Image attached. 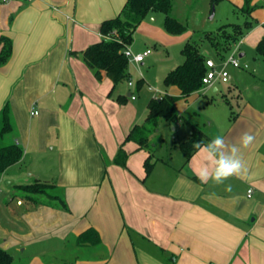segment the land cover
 Here are the masks:
<instances>
[{
    "label": "crops",
    "instance_id": "obj_1",
    "mask_svg": "<svg viewBox=\"0 0 264 264\" xmlns=\"http://www.w3.org/2000/svg\"><path fill=\"white\" fill-rule=\"evenodd\" d=\"M231 1L237 7L243 3ZM125 2L0 0V36L13 41L10 58L0 64V111L8 102L16 141L24 147L22 158L0 178L7 187L0 246L14 259L28 257L23 264H56L58 258L46 252L58 250L76 253L78 264H264L263 95L251 99L238 93L236 109L226 95L227 109L207 95L210 89L220 91L217 81L175 102L181 118L174 127L185 120L197 124L208 136L205 144L221 135L226 144L240 147L243 133L253 135L247 148L240 147L246 170L225 182L231 191L198 178L202 168L213 167L200 149L189 159L173 154L153 159L156 143L139 147L126 136L145 120L151 98L179 95L178 86L160 87L135 77V63H129L126 85H114L105 72L97 77L82 55L103 38L101 22L117 15ZM261 10L252 12L259 21L238 41L239 57L245 55L241 46L247 38L255 47L264 35ZM145 22L146 17L137 29ZM208 57L219 61L214 54ZM139 78L144 80L140 88ZM146 83L152 93L140 101L130 86L139 91ZM202 95L207 97L203 109L195 107ZM120 147L128 152L125 166L115 161ZM150 153L154 165L146 175L144 159ZM50 175L69 210L35 201L17 187L48 182ZM89 227L98 230L100 244L77 245V236ZM30 249L34 252L27 254Z\"/></svg>",
    "mask_w": 264,
    "mask_h": 264
},
{
    "label": "trees",
    "instance_id": "obj_2",
    "mask_svg": "<svg viewBox=\"0 0 264 264\" xmlns=\"http://www.w3.org/2000/svg\"><path fill=\"white\" fill-rule=\"evenodd\" d=\"M215 5L222 0H210ZM173 0H126L119 13L115 16L105 18L100 25V31L103 38L88 45L82 50L84 61L94 70L97 77L102 72L113 81L116 85L119 82L130 78L129 61L124 54L125 46L130 45L134 39V33L138 25L151 11H160L164 13L163 25L169 33H181L186 29V25L170 14ZM258 7L253 0H243L240 10L246 14L252 12ZM258 22L257 18L245 19L243 24L225 23L219 27L216 32L205 31L204 38L215 51L218 60L225 59L232 45L237 43L253 26ZM230 27V30L227 28ZM13 50V41L7 35L0 36V64L5 63L11 56ZM255 51L264 59V35L257 42ZM184 54V60L173 69L169 70L163 82L166 86L176 85L180 89L179 95L165 93L160 97H153L148 102V112L146 118L141 123L132 126L126 136V140H132L139 147L152 146L151 135L159 129L160 122L166 120L176 122L181 115L175 106V102L181 97H187L192 92L201 89L204 86L203 76L208 67L206 64V55L195 40H186L181 48ZM143 78L137 80V86L140 88ZM118 99L123 101L126 99L124 95H118ZM191 127L190 135L187 139L179 142V147L186 159H189L197 150L193 146L195 142L207 140L208 136L205 131L197 124L187 120ZM0 178L2 173L10 165L18 162L24 153V147L16 141L17 126L12 114V109L8 102L4 104L0 111ZM14 134V137L12 135ZM128 152L120 147L115 161L123 166L126 165ZM154 165L152 154L144 159V167L146 175H148ZM39 180L27 184H19L17 187L23 195L35 199V195H42L48 200L52 206H56L65 210H69V206L61 194L57 192H49L42 188ZM55 186V184L53 185ZM41 187V188H40ZM36 201V199H35ZM39 202V201H37ZM101 237L98 230L89 227L81 232L76 238V244L85 246L88 244L98 245ZM13 255L10 251L0 246V264H12Z\"/></svg>",
    "mask_w": 264,
    "mask_h": 264
},
{
    "label": "rangeland",
    "instance_id": "obj_3",
    "mask_svg": "<svg viewBox=\"0 0 264 264\" xmlns=\"http://www.w3.org/2000/svg\"><path fill=\"white\" fill-rule=\"evenodd\" d=\"M258 6L263 9L260 11V13L263 12L264 0H259ZM212 8L213 4H211L210 0H173L170 14L175 16L186 25V29L183 32L177 34H166L168 32H165L166 30L163 25L164 13L160 11H151L148 16H146V24H141V26L136 29L131 46L135 49H144L149 47L152 49V52L146 57L143 64L131 66L133 75L135 77L144 76L151 85L165 87L163 82V79L166 75L165 72L173 69L184 60V54L181 52V48L186 40L190 39L199 42L203 52H205L207 55H215L214 49L211 48L207 40L204 38L203 33L205 31L216 32L219 27L225 23L235 22L243 24L245 19H250L253 17L252 14L243 13L240 10V6L237 7L236 4L231 0H222L215 4V11L211 17ZM263 17L264 16H258L260 19ZM147 23L151 24V26H148ZM227 30H230V27H228ZM163 33L166 36L169 35L168 37L170 38L164 39ZM154 39L158 40L159 42H165L166 47L160 46L158 42H154ZM237 45L238 42L233 44L228 52L236 49ZM241 48L243 51H245V55L238 58L242 63L248 62L249 66L234 67L232 65H228L227 69L231 73L232 78L229 79L228 82H217L220 91L210 89L207 93L209 98L214 96V101L225 105L224 107L227 109L230 108L226 102L227 96L235 103L236 109V99L241 101V98H238V93H240L243 97L246 95L251 99H260L259 96L263 95L262 98L264 100V59L255 51L254 44L250 41V37L247 38V40L242 44ZM124 83L126 85L127 81L124 80L121 84L124 85ZM228 86H230L231 90ZM130 88H132L137 96V99L140 101H145L152 93V90L148 88L147 83L143 85L139 91L134 85L130 86ZM204 96L205 95H202L196 101L195 107L201 106V109H203V106L207 100V97ZM174 126L175 122L171 123L166 120H162L160 122L159 131L153 134L151 140V142L153 141L156 143L151 150L152 154H154L153 159L160 156H165V158H167V156H170V154H173L175 159L178 158V156H181L183 159H185L178 148V144L181 140H185L189 137L190 125L186 124L185 121L184 124L178 126L176 125V127ZM12 137H14V134ZM40 182L43 183L42 185L40 184L41 187L47 189L49 192L63 194V190L61 188L58 189L53 186V175H50L48 182ZM6 188L5 181L1 182L0 209L2 208L3 211L6 210V205L3 200L5 197H7ZM35 197L39 201L48 200V198L42 195H35ZM48 244H53V242ZM32 252L34 251H27V254ZM46 253L49 257L56 256L58 258L56 264H78L79 261H76V257L74 258L73 256L76 255V253L73 254L70 251L68 252V255L64 254V252L61 250H58L57 252L47 251ZM26 259L29 260L28 257L19 259L18 256H16V259H14L12 264H23L22 261Z\"/></svg>",
    "mask_w": 264,
    "mask_h": 264
},
{
    "label": "clouds",
    "instance_id": "obj_4",
    "mask_svg": "<svg viewBox=\"0 0 264 264\" xmlns=\"http://www.w3.org/2000/svg\"><path fill=\"white\" fill-rule=\"evenodd\" d=\"M254 140L253 135L245 132L240 137V147L247 148ZM193 146L207 153L208 161L212 164L211 171L204 167L198 173L202 182L212 180L215 185H225V191H231L232 185L225 184L232 176H239L245 169V163L240 155V147L226 144L224 137L217 135L206 144L195 142Z\"/></svg>",
    "mask_w": 264,
    "mask_h": 264
},
{
    "label": "built area",
    "instance_id": "obj_5",
    "mask_svg": "<svg viewBox=\"0 0 264 264\" xmlns=\"http://www.w3.org/2000/svg\"><path fill=\"white\" fill-rule=\"evenodd\" d=\"M151 48H146L141 51H134L130 45L124 47L123 52L127 56L129 63L140 64L145 57L150 54ZM239 51L237 49L232 50L225 59L216 61L215 59L208 57L206 59L207 71L203 76L204 86H211L217 81L228 82L230 79V72L227 69L228 65L234 67H248L247 63H242L239 57ZM130 84H133L132 80H129ZM133 98L134 95H131ZM252 192V188L248 189V195Z\"/></svg>",
    "mask_w": 264,
    "mask_h": 264
},
{
    "label": "water",
    "instance_id": "obj_6",
    "mask_svg": "<svg viewBox=\"0 0 264 264\" xmlns=\"http://www.w3.org/2000/svg\"><path fill=\"white\" fill-rule=\"evenodd\" d=\"M214 11H215V5H213V8H212V15H211V17L213 16ZM241 55H242V53H241Z\"/></svg>",
    "mask_w": 264,
    "mask_h": 264
}]
</instances>
